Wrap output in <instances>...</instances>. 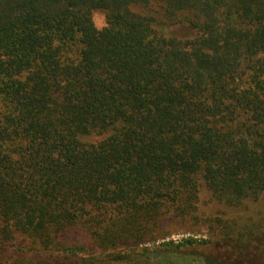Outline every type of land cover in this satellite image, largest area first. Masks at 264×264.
<instances>
[{
	"label": "trees",
	"instance_id": "1",
	"mask_svg": "<svg viewBox=\"0 0 264 264\" xmlns=\"http://www.w3.org/2000/svg\"><path fill=\"white\" fill-rule=\"evenodd\" d=\"M151 4L196 38L158 32L135 11ZM200 181L230 203L264 193V0H0L8 225L63 231L92 204L114 211L94 237L112 246L166 203L187 213Z\"/></svg>",
	"mask_w": 264,
	"mask_h": 264
},
{
	"label": "rangeland",
	"instance_id": "2",
	"mask_svg": "<svg viewBox=\"0 0 264 264\" xmlns=\"http://www.w3.org/2000/svg\"><path fill=\"white\" fill-rule=\"evenodd\" d=\"M135 11L153 18L158 32L168 38L189 41L197 36L191 25L167 20L159 4ZM94 20L99 29L106 26L104 12H97ZM111 135L110 131L81 140L99 144ZM166 204L147 230L112 246L100 245L94 237L99 232L105 234L115 218L113 210L89 204L88 215L78 224L63 231L48 227L49 231L40 234L18 229L15 223L8 225L0 214V264L63 258L71 264H85L87 260L92 264H264V193L230 203L217 198L200 181L198 197L187 213Z\"/></svg>",
	"mask_w": 264,
	"mask_h": 264
},
{
	"label": "flooded vegetation",
	"instance_id": "3",
	"mask_svg": "<svg viewBox=\"0 0 264 264\" xmlns=\"http://www.w3.org/2000/svg\"><path fill=\"white\" fill-rule=\"evenodd\" d=\"M18 264H26V263L20 262ZM29 264H71V263H70L68 258H63L62 260L56 259L53 262H31ZM85 264H92V262H91V260H89V261L87 260L85 262Z\"/></svg>",
	"mask_w": 264,
	"mask_h": 264
}]
</instances>
